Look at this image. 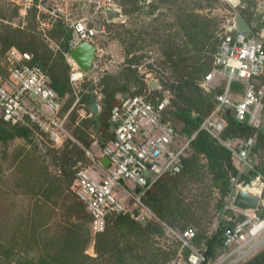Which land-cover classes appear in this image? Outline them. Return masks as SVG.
I'll list each match as a JSON object with an SVG mask.
<instances>
[{
    "label": "rangeland",
    "instance_id": "1",
    "mask_svg": "<svg viewBox=\"0 0 264 264\" xmlns=\"http://www.w3.org/2000/svg\"><path fill=\"white\" fill-rule=\"evenodd\" d=\"M26 1L28 0H0V22H3L4 17L7 24L28 27L32 33L40 32L44 35L45 41L48 40L51 48L56 51L57 38L51 37L49 32L57 15L55 11L67 22L68 18L78 16V13H75V7L67 5L65 0H45L53 11H48L39 5L34 22L31 15L22 13ZM139 2L146 8L151 2L158 4L155 5L157 8L154 13H141L138 18L123 15L113 23L107 24L104 34H97L96 59L93 63L95 67L90 70V73H83L81 78L71 84L72 92L69 96L67 95V100L71 97L72 103L66 110L65 106L62 110L63 113H67L65 127L68 132L63 143L54 146L38 131L30 134L28 140L14 137L5 142L0 141V264H147L145 259L140 260L136 256H142L146 247L151 256L158 254L160 249L166 250V245L173 247V240L178 239L176 235L187 227H193L194 232H201L203 245H206V240L216 231L218 220H220V210L224 204V195L218 187L217 179L210 171L204 154L190 146L186 149V164L183 171L153 188L164 217L162 221L142 201L141 203L137 201L131 189H124L126 192L123 189L115 191L117 198H120L125 205L126 212L134 216L135 220L145 216L147 217L145 223L150 219L160 221L165 233L162 237L149 231L137 233L130 227L116 226L112 223L104 232H93L90 217L73 195L74 178L68 182L66 176H63V171L56 165L57 160H54L60 157L63 151H69L73 159L81 156L72 146L76 144L80 148L81 144L72 136L71 130L76 125L81 126V119L90 116L91 113L86 114L85 109H77L78 93L82 87L84 92L90 91V84H94L93 91L100 100L101 81L107 76L120 73L125 54L115 32L119 23L130 30L148 31L151 24L157 27L159 23L165 25L163 29L154 33L157 35V37L154 36L155 42L148 41L143 48L134 53L141 58L133 66L145 82L157 83L153 91L143 89L141 94L156 96V98L166 96L169 99V105L176 108L184 107L185 104L162 83L164 80L162 75L170 76L171 74L169 64L166 70H163L161 66V61L167 58L166 45L163 41L170 39L176 43L188 41L186 28L192 23L197 27L190 29V34L205 40L203 30L207 27L203 17L212 19L217 25L215 33L221 35L233 24L234 16L239 14L238 12L251 20L257 11V6L256 8L251 6L250 0H217L211 8L204 7V0H164V2L140 0ZM200 3L203 4L202 8L198 7ZM197 13L200 16H196ZM180 14L183 16H179ZM188 43L193 46V42L188 41ZM8 51L5 52L4 57L0 56L2 79L7 75ZM131 55L129 54L126 58H130ZM207 65L213 68L211 61H208ZM205 75L206 72H201L194 80V99H196L194 107L198 108L203 115V122L209 117L220 121L221 113L216 115L211 113L215 105V95L224 85V78L222 75H216L207 81ZM89 79H92L93 83L89 84ZM167 81L171 82V79ZM255 83L264 87V72ZM132 90V88L129 89V92ZM210 106H212L211 110ZM98 109H100L99 105ZM195 113L193 111V114ZM73 117L75 122H72ZM173 123L178 129L181 128V122L173 121ZM223 129L219 136L225 140L226 138L222 137ZM84 131L89 138L93 139V142L96 140L98 133L91 129L90 123H87ZM215 141L220 143L216 139ZM81 162L82 159L76 162V166ZM250 165L252 168L244 167L242 173H248L250 170L257 171L256 176L252 178L256 192H249L260 198L257 206L259 208L264 206V148L262 146L252 151ZM232 166L237 170L241 168V163L233 156ZM74 168L75 166L72 167ZM126 184L128 187H133L129 181ZM256 210H246L245 216H258ZM51 217L64 222L61 224L57 222L58 225L51 226L50 229L53 230L49 235L47 230H43L45 228H42V223ZM260 220L264 221V217ZM245 230H248V227ZM145 237H148V240L140 242L141 250L136 249L137 240L143 241ZM263 247L264 224L262 230L247 244L233 245L230 247L232 249L223 248L221 257L211 259L210 264H242ZM233 249L235 251L227 255Z\"/></svg>",
    "mask_w": 264,
    "mask_h": 264
},
{
    "label": "built area",
    "instance_id": "2",
    "mask_svg": "<svg viewBox=\"0 0 264 264\" xmlns=\"http://www.w3.org/2000/svg\"><path fill=\"white\" fill-rule=\"evenodd\" d=\"M65 1L67 5L74 6L75 13H78L76 18L67 19L71 30L69 49L81 42H90L96 47L97 34H104L107 24L115 21L107 18L106 10L121 11L114 0ZM256 1L258 27L249 32H240L233 22L222 35L213 53L214 66L206 73L205 80H211L216 75L224 78L223 91L215 96V107L211 115L229 109L237 121L246 122L264 132V87L255 83L264 72V0ZM31 5L32 0L26 1L22 13ZM7 54V76L4 79L0 77L2 119L12 125L29 124L52 145H61L68 134L65 127L67 113L60 114L63 100L51 86L49 75L39 65L31 63L30 53L12 48ZM65 56L71 67L69 80L74 84L84 72L68 56V52ZM94 67L95 64H92L91 69ZM234 82L244 86L242 89H235ZM169 104L166 96L154 100L147 94L122 98L110 112L113 138L99 147L102 155L107 158L108 165L103 166L89 149H84L91 164L99 169V176L92 175L87 167L80 168L75 178V194L92 217L90 226L93 232L104 230L107 215L126 212L125 205L115 195L116 187L123 186L127 181L131 182L134 186L132 192L141 203V196L157 179L182 171L186 149L194 135H181L173 121L167 118ZM224 126L223 118L216 121L209 117L201 124V128L230 150L232 156L241 163L238 173L230 177L231 185L220 210V219L231 224L223 233L222 246L230 248L233 245L247 244L262 230L264 221L255 215L245 216L246 210L232 204L238 190L249 192L254 186L252 179L245 181L241 175L244 167L252 168L250 155L255 136L223 140L219 134ZM92 145L98 146L96 141ZM135 188H139L138 193H135ZM247 227L248 230H245ZM176 236L180 247L176 256L166 264L211 263L206 252L207 246L197 247L193 243V230L180 231ZM184 247L190 250L186 257L183 255ZM234 251L235 249L231 250L227 255Z\"/></svg>",
    "mask_w": 264,
    "mask_h": 264
},
{
    "label": "trees",
    "instance_id": "3",
    "mask_svg": "<svg viewBox=\"0 0 264 264\" xmlns=\"http://www.w3.org/2000/svg\"><path fill=\"white\" fill-rule=\"evenodd\" d=\"M117 5L120 7L121 12L124 16H133L137 17L141 13L151 14L154 13V10L157 2H151L146 8L144 5L140 4V0H114ZM203 1V0H202ZM204 7L211 8L214 7L217 0H204ZM159 2H164V0H159ZM46 4V1L41 4V0H32V5L25 12L28 15H31L34 19L37 17V8ZM158 4V3H157ZM251 6L256 8L257 1L250 0ZM151 7V8H150ZM199 8L203 7V4L198 5ZM32 9V10H31ZM183 13L182 11H180ZM30 13V14H29ZM248 23L251 20H248L244 14L238 12ZM44 16V14H43ZM183 16V15H179ZM196 16H200L198 13ZM254 16V15H253ZM206 21L207 29H204V39L199 38L196 35L190 34V29L196 28L197 25L192 23L191 26L187 25L186 32L188 34V41L193 42V46L189 45L188 41H182V43H176L172 39L163 41L166 45L165 53L166 60L161 61V66L163 70H166L167 65L170 66V76H163L164 80L162 83L172 92L177 98H181L184 101V107L173 108L171 105L167 108L166 114L167 118L172 121L181 122L180 134L186 137H191L189 146L195 151H198L207 159L208 166L211 173L217 179L218 187L220 188L222 194L226 195L228 192L231 182L230 177L237 174V169L232 166V154L225 146L220 143H217L215 139L210 136V134L203 128L201 124L203 122V115L200 113L199 109L194 107V80L199 76L201 72H208L211 70L210 65H207L208 61H211L213 64V53L217 49L219 41L223 34L217 35L216 23L207 17H203ZM253 18V17H252ZM3 22H0V56L4 57L5 52L14 48L22 52H28L31 55V63L39 65L50 77L51 86L58 93L59 97L63 100L62 106L60 109V114H63V109L65 110L72 103V98L70 97L67 100V95L69 96L72 92L71 82L69 80L70 67L65 58V53L69 51V39L71 35V30L65 22L62 15H56L54 23L52 24V29L49 30L51 37L54 36L57 38L58 49L54 51L48 40L45 41L43 34L32 33L28 27H23L20 25H10L5 23L6 18H2ZM37 23V22H36ZM113 23V22H109ZM108 23V24H109ZM259 25V20L257 19L256 23L251 25V29L255 30ZM150 31L148 30H130L124 28L122 23L117 25L115 29L117 34V39L121 44V48L125 54V60L121 67V71L118 75L107 76L105 77L100 85L102 86L100 94V100H98L97 94L94 93V84L92 79L88 80L90 91L84 92L83 88L78 93L77 100V109H85L86 114L90 112V116H86L81 119V126L72 127L71 134L72 136L81 144L79 148L76 144H72L74 149H77L79 153L78 158L73 159V155H69V151H63L60 157L54 158L57 160L56 165L59 166L60 170L63 171V176H66V180L71 182V178H76V173L83 166H87L91 163L88 157L85 158L84 148H89L93 139L89 138L87 133L84 131V128L87 127V123L91 124V129L95 130L98 134L96 136V142L99 147H103L113 138V134L110 131V112L114 105L118 104L122 98L141 94L142 90L153 91V88L149 87V84L144 81L143 77L138 75L137 69L133 66L136 64L137 60L141 57L135 55V52H138L143 48L146 43L151 40L155 42L154 33L164 28L163 23H159L158 27L154 24L149 25ZM158 39H156L157 41ZM185 45L187 47H185ZM129 54H132L130 58H126ZM214 66V64H213ZM209 68V69H208ZM161 69V70H162ZM208 69V70H207ZM162 70V71H163ZM161 74V73H159ZM7 76V75H6ZM167 79H171V82H168ZM244 84L234 82L233 88L242 89ZM196 87V86H194ZM133 89L129 92V89ZM224 85L219 89L217 94L223 91ZM129 92V93H128ZM154 93V92H153ZM216 94V95H217ZM215 95V96H216ZM153 100L156 99V96H150ZM97 103L100 106V109L97 113L93 112L90 108L92 103ZM215 107V105H214ZM213 107V109H214ZM212 109V106L209 108ZM193 111L196 113L193 114ZM227 109L221 112L222 118L225 120V126L223 129L222 137L226 139H247L249 137L255 136L254 144L251 148V153L254 149H257L259 146L264 148V132L262 130H256L255 128L248 125L246 122L237 121L230 112L227 114ZM1 117V115H0ZM0 141L5 142L14 137H21L28 140L30 134L37 132V130L30 126L29 124H9L5 122L2 117L0 118ZM72 122H75L74 117ZM175 125V124H174ZM69 144V143H68ZM67 144V145H68ZM65 145V146H67ZM82 162L76 166V162ZM186 164V157L184 158V167ZM75 166L74 169L72 167ZM182 169V171H183ZM181 171V172H182ZM180 172V173H181ZM231 172V174H229ZM178 174H166L157 179L150 188H148L144 194L141 196L142 203L152 211L159 220H163V215L158 203V196L153 191V188L158 186L160 183H164L170 177H175ZM256 170H250L248 173L242 174L241 178L245 181H249L254 176H256ZM73 195L77 203L84 209V212L90 217L91 215L87 211L84 203L77 197L75 194V184L72 187ZM256 214L259 218L264 217V206H260L256 210ZM240 218V215L238 216ZM136 219V218H135ZM134 216L131 214L124 213H112L107 215L105 228L108 229L110 224L124 227H130L134 229L137 233L141 231H149L153 234L162 237L164 236V229L160 221L149 220L146 223L142 224L140 220H135ZM61 224L60 219H55L51 217L48 221L42 223L43 230H47L50 235L53 229H50L53 225ZM113 227V226H111ZM231 227V224L224 219L218 220V226L216 231L211 235V237L206 240V252L211 259H216L221 257L223 253L222 246V236L226 228ZM193 230V227H187ZM186 228V229H187ZM101 231V232H104ZM100 233V232H99ZM195 237L193 243L196 246H201L202 244V235L200 231H195ZM147 238V239H146ZM148 237H145L143 241L137 240L135 247L138 250H141L140 242H146ZM173 247L166 245V250L160 249V252L156 255L151 256L146 247L142 256H136L140 260H146L147 264H166L172 258L176 256L177 250L180 247V241L174 239ZM203 245V244H202ZM242 264H264V247L251 256L249 259L244 261Z\"/></svg>",
    "mask_w": 264,
    "mask_h": 264
},
{
    "label": "water",
    "instance_id": "4",
    "mask_svg": "<svg viewBox=\"0 0 264 264\" xmlns=\"http://www.w3.org/2000/svg\"><path fill=\"white\" fill-rule=\"evenodd\" d=\"M45 0H41V4L44 3ZM43 7H45L48 11H52L53 9L47 5L43 4ZM258 10L254 13V16L250 23H248L241 15L236 14L234 16V23L238 31L240 32H249L251 31V25L255 24L258 19ZM106 16L109 20H117L122 17L121 11L117 9H107L106 10ZM95 51L96 47L90 43V42H81L75 47L71 48L68 51V56L77 64L79 69L84 72L85 74L90 73L93 61L95 60ZM157 85L155 81L149 82V87L153 88ZM91 110L95 113L98 112L97 103H92L90 106ZM227 114L230 112L229 109H227ZM102 163L107 164L108 160L105 158L102 160ZM135 192H139V188L135 189ZM260 198L250 192H246L243 190H238L234 196L233 199V206L241 209V210H256L257 206L259 204ZM147 220V217L142 216L140 221L142 224L145 223ZM190 253L189 248L184 247L183 255L186 257Z\"/></svg>",
    "mask_w": 264,
    "mask_h": 264
},
{
    "label": "crops",
    "instance_id": "5",
    "mask_svg": "<svg viewBox=\"0 0 264 264\" xmlns=\"http://www.w3.org/2000/svg\"><path fill=\"white\" fill-rule=\"evenodd\" d=\"M230 1H235V0H230ZM70 50V49H69ZM68 63V62H67ZM149 84V83H148ZM97 107H98V104H97ZM98 111H99V109H98ZM64 114V113H63ZM176 126V125H175ZM177 128V127H176ZM178 129V128H177ZM179 131H180V129H178ZM110 131H111V127H110ZM95 141V140H94ZM84 149H89L90 151H91V153L93 154V156H94V158L95 159H97L103 166H107L108 165V163L107 164H105V163H102V160H104L106 157H104L103 155H102V153H101V151H100V148H99V146H96V145H92L91 144V146L89 147V148H84L83 147V150ZM85 151V150H84ZM85 155H86V153H85ZM87 156V155H86ZM88 157V156H87ZM89 158V157H88ZM90 159V158H89ZM87 168H88V171L92 174V175H94L95 177H98L99 176V169H97V168H95L91 163H90V165L89 166H87ZM237 173H238V170H237ZM244 174V173H243ZM133 186V185H132ZM118 188V189H117ZM132 188H134V186L133 187H128V185L125 183L123 186H118V187H116V190L115 191H119V189H131L132 190ZM136 189V188H135ZM135 189H134V191H135ZM124 192H126L125 190H124ZM136 193V192H135ZM120 199V198H119ZM99 233V232H98Z\"/></svg>",
    "mask_w": 264,
    "mask_h": 264
},
{
    "label": "bare ground",
    "instance_id": "6",
    "mask_svg": "<svg viewBox=\"0 0 264 264\" xmlns=\"http://www.w3.org/2000/svg\"><path fill=\"white\" fill-rule=\"evenodd\" d=\"M254 185V184H253ZM249 191L256 192V188L253 186ZM258 191V190H257ZM251 193V192H250ZM254 194V193H253ZM256 195V194H255Z\"/></svg>",
    "mask_w": 264,
    "mask_h": 264
}]
</instances>
